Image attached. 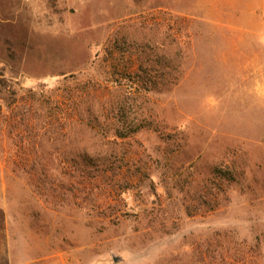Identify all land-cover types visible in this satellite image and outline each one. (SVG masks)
Masks as SVG:
<instances>
[{
	"label": "rangeland",
	"instance_id": "1",
	"mask_svg": "<svg viewBox=\"0 0 264 264\" xmlns=\"http://www.w3.org/2000/svg\"><path fill=\"white\" fill-rule=\"evenodd\" d=\"M260 1L0 0V264H264Z\"/></svg>",
	"mask_w": 264,
	"mask_h": 264
},
{
	"label": "crops",
	"instance_id": "2",
	"mask_svg": "<svg viewBox=\"0 0 264 264\" xmlns=\"http://www.w3.org/2000/svg\"><path fill=\"white\" fill-rule=\"evenodd\" d=\"M260 3H263L264 4V0L260 1Z\"/></svg>",
	"mask_w": 264,
	"mask_h": 264
},
{
	"label": "trees",
	"instance_id": "3",
	"mask_svg": "<svg viewBox=\"0 0 264 264\" xmlns=\"http://www.w3.org/2000/svg\"><path fill=\"white\" fill-rule=\"evenodd\" d=\"M129 75H131V74H129Z\"/></svg>",
	"mask_w": 264,
	"mask_h": 264
}]
</instances>
